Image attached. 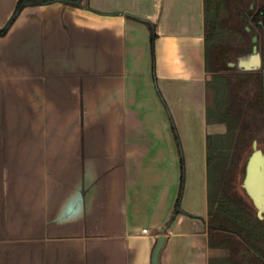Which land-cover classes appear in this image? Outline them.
I'll list each match as a JSON object with an SVG mask.
<instances>
[{
    "label": "crops",
    "instance_id": "1",
    "mask_svg": "<svg viewBox=\"0 0 264 264\" xmlns=\"http://www.w3.org/2000/svg\"><path fill=\"white\" fill-rule=\"evenodd\" d=\"M18 1L0 0V29ZM131 1L29 6L0 36V264H153L164 228L159 264L226 255L209 235L223 126L207 122L204 0ZM245 1L221 37L250 32L262 7Z\"/></svg>",
    "mask_w": 264,
    "mask_h": 264
},
{
    "label": "rangeland",
    "instance_id": "2",
    "mask_svg": "<svg viewBox=\"0 0 264 264\" xmlns=\"http://www.w3.org/2000/svg\"><path fill=\"white\" fill-rule=\"evenodd\" d=\"M93 1V6H98L99 8L103 9H110L112 7L116 8L118 6L125 8L129 7L130 4L135 5V2L131 0H98L97 4L95 3L96 0ZM251 1L252 0L245 1L244 6L246 9H248V4H250ZM144 4L145 3H142V6L137 4V6L142 10L146 8ZM263 6L264 2L262 0H258L255 3L256 9H259ZM24 10L25 8L21 11V13ZM230 15V12L226 10L222 17L223 19H229ZM249 24L250 27H252L253 31L262 37V41H260V44H262L264 40L263 32L260 31V29L254 22L251 21ZM144 25L149 28L147 24ZM253 31L246 33L244 29L242 30V34L245 37L242 43L237 42L233 38V34H231L230 32H226L221 37V41L229 43L230 45L235 44L236 46L238 45L240 47H250L252 44L251 40ZM211 69L218 71V69L212 63ZM258 72V74H260V71ZM218 73L225 74L227 76L226 79L228 80L230 89L228 90V93L224 95V98H228L230 100V103L228 106L225 105L224 108H226L225 110L230 111V106H234V109L231 112V121L235 122V126L233 127V138H231L230 136V138H228L227 142L224 144V147L227 148L225 154H227L229 158L227 159L223 157V159L219 160L220 162H223V166H216V169H214L213 171L216 179H218L219 177L220 179L211 180L212 196L214 199L218 200L223 195L222 199L225 203H230L238 211L240 210L242 214H247L252 224L257 225L258 218L256 212L253 209L247 207V205L244 204L240 199V195L242 196V194L239 188V168L244 154L251 148L253 141L257 140L264 149V96L261 93L260 86L258 84L259 77L257 76L259 75L257 73H254L252 76H249L248 73H241L237 70H219ZM246 76H248L249 78H247ZM210 78H212V76ZM252 80L254 81L252 82ZM222 126L223 133L221 134L227 133V125L222 124ZM214 131L215 129H212L211 133H214ZM213 204L214 209L211 218L214 219L215 222L220 223L222 220V223L227 226L234 228L238 227L235 223H232L226 218H221L220 220V217H217L219 211L218 201L216 203L214 202ZM247 215H245V217H247ZM32 217L35 216L33 215ZM216 218L218 219L216 220ZM261 225L264 226L263 223H261ZM254 232L256 233V235H259L260 230L256 229ZM259 238L260 237L258 236H250V241L255 246H264V243L261 242ZM210 245L211 247L222 248L226 254L225 257L214 259L212 264H251L254 259V256L252 254H249V256H246L245 258H240L243 256H240V253L245 252L247 248L242 242V239L238 238L235 234L223 233V235H218L216 238H212V236H210Z\"/></svg>",
    "mask_w": 264,
    "mask_h": 264
},
{
    "label": "trees",
    "instance_id": "3",
    "mask_svg": "<svg viewBox=\"0 0 264 264\" xmlns=\"http://www.w3.org/2000/svg\"><path fill=\"white\" fill-rule=\"evenodd\" d=\"M55 2H60L64 4L71 3V1L69 0H19L12 19L9 21L8 25L5 28L0 29V36H4L8 33L13 21L24 8L29 6L47 5ZM237 2L238 0H204L206 69L207 72L212 75V78L207 81V122L208 124H226L228 128V131L225 134H209L207 137V161L209 179L208 222L210 231L209 235L212 236V238H216L218 235H223V233H229L228 229H230L236 234L238 238L245 239L252 244V242L250 241V236H258L260 237V240H264V226L261 225V222L257 220V225L252 224L247 214H245L247 215V217H245V215L242 214L240 210L238 211L230 203H225L222 199L223 195L218 200L214 199L211 191V180L220 179V177H217L218 179H216V176L213 174L214 169H216V166H223V162L219 161L223 159V157L227 159L229 158L228 155L225 154L227 148L224 147V144L227 142L230 136L231 138H233L232 133L233 127L235 126V122L231 121V112L233 111L234 106H230V111L225 110L226 108H224L225 105L228 106L230 103V100L228 98H224V95H226V93H228V90L230 89L228 80L226 79L227 76L225 74L218 73V71L231 70V68H229L228 66V62H235L240 56H244L246 53L242 49L232 47L227 43H222L220 38L222 33L225 32V29L230 27L229 23L223 22V13L226 11V9L229 8L231 10L234 8L235 5H239L237 4ZM259 14L260 11L257 13V16ZM250 15L252 14L248 12V16ZM257 16L254 15V21H258ZM211 63L218 69V71L211 69ZM183 181L184 169L182 182ZM240 199L243 201L244 204L249 205L243 199V197H241ZM217 201L219 204V211L217 217H220V220L221 218H226L232 223H235L238 227H230L223 224L222 220L219 223L215 222L214 219L211 218L214 209L213 203H216ZM178 205L179 202L177 204V208ZM249 207L251 206L249 205ZM177 211L179 212V210ZM217 219L218 218H216V220ZM256 229L260 230L259 235H256V233L254 232Z\"/></svg>",
    "mask_w": 264,
    "mask_h": 264
},
{
    "label": "water",
    "instance_id": "4",
    "mask_svg": "<svg viewBox=\"0 0 264 264\" xmlns=\"http://www.w3.org/2000/svg\"><path fill=\"white\" fill-rule=\"evenodd\" d=\"M254 42L257 38L254 37ZM253 57L250 64L241 63L245 70H257L262 66L261 57L255 46ZM239 188L243 199L257 213L259 219L264 218V149L261 144L255 140L251 148L245 153L239 168ZM165 228L161 230L158 244L153 255V264H159V255L165 242Z\"/></svg>",
    "mask_w": 264,
    "mask_h": 264
},
{
    "label": "flooded vegetation",
    "instance_id": "5",
    "mask_svg": "<svg viewBox=\"0 0 264 264\" xmlns=\"http://www.w3.org/2000/svg\"><path fill=\"white\" fill-rule=\"evenodd\" d=\"M259 11H260V14L258 16H257V13L255 14V16L258 17V21H254V19H253L254 15H250L247 18V22L245 23V25H248L250 27V24L249 23L252 21L260 29V31L263 32V34H264V6ZM250 31H253V29L250 28ZM254 37L257 38L256 42H254V40H253ZM261 39H262V37L259 36L256 32L253 31V33H252V40H251V42H252L251 46L250 47H245V48H239V49L244 50L246 53H245L244 56H240L237 59V61H236L237 63L235 65V69L234 70L235 71L236 70L237 71H240L241 73L242 72L248 73L249 76H252L254 73H257L258 74L259 73L258 71H260V74H258L259 76H257V77H259L258 84L260 86V91H261V93L264 96V40H263L262 44H260V41H262ZM255 46L257 47L258 53H259V55L261 57L262 66L260 68H258L257 70H252V71L245 70V68H242L241 67V63L242 62H246L248 64L251 63L253 57L256 55V53L253 52V48ZM246 77L249 78L248 76H246ZM254 77H256V76H254ZM253 81L254 80H252V82ZM253 142H252V144H253ZM239 195H240V193H239ZM247 207H249V205H247ZM249 208L252 209L251 207H249ZM256 215H257V213H256ZM257 218H258V216H257ZM258 220L261 223L264 224V218L262 220L258 218ZM228 232L231 233V234L232 233L235 234L232 230H228ZM242 242L245 244L247 250H245V252H241L240 253V256L243 255L240 258H245L246 256H249V254H252L254 256V259H253V261H252L251 264H264V246H253L250 242H248L245 239H242ZM261 242L264 243V240H261Z\"/></svg>",
    "mask_w": 264,
    "mask_h": 264
},
{
    "label": "built area",
    "instance_id": "6",
    "mask_svg": "<svg viewBox=\"0 0 264 264\" xmlns=\"http://www.w3.org/2000/svg\"><path fill=\"white\" fill-rule=\"evenodd\" d=\"M148 231L147 230H143V233L146 234Z\"/></svg>",
    "mask_w": 264,
    "mask_h": 264
}]
</instances>
